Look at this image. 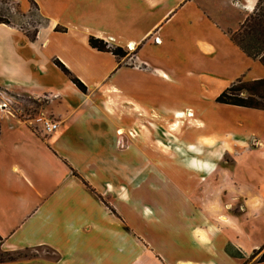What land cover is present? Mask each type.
<instances>
[{
  "label": "crops",
  "instance_id": "1",
  "mask_svg": "<svg viewBox=\"0 0 264 264\" xmlns=\"http://www.w3.org/2000/svg\"><path fill=\"white\" fill-rule=\"evenodd\" d=\"M9 1L40 21L0 23V89L58 125L0 106V249L53 255L0 264H240L264 243V111L215 102L264 78L227 33L257 0Z\"/></svg>",
  "mask_w": 264,
  "mask_h": 264
},
{
  "label": "trees",
  "instance_id": "2",
  "mask_svg": "<svg viewBox=\"0 0 264 264\" xmlns=\"http://www.w3.org/2000/svg\"><path fill=\"white\" fill-rule=\"evenodd\" d=\"M0 23L9 24L10 22L8 19L0 17ZM55 30H62V28L55 27ZM227 33L230 40L243 53L253 59H257L264 67V0H257L253 11L247 15L239 27L234 31H227ZM28 36L29 38H33L34 32L28 34ZM87 43L91 48L98 51L110 52L118 59L124 57L128 52L120 46H111L104 40L93 36L88 37ZM54 63L81 92H86L85 85L72 76L58 60L55 59ZM215 102L264 111V78L254 80L238 78L215 97ZM14 252L2 250L0 252V263L18 259V257L11 255ZM228 252L234 257H242L239 255V252H237V255L233 254L230 250ZM254 258H256V262L264 261V244L253 249L240 264H248Z\"/></svg>",
  "mask_w": 264,
  "mask_h": 264
},
{
  "label": "rangeland",
  "instance_id": "3",
  "mask_svg": "<svg viewBox=\"0 0 264 264\" xmlns=\"http://www.w3.org/2000/svg\"><path fill=\"white\" fill-rule=\"evenodd\" d=\"M0 17L6 18L10 23L12 22L13 24L20 26L21 28L26 29L28 34L33 33L35 25L40 21V18L37 15L34 7H31L27 13H21L9 0H0ZM227 30L231 31L229 29ZM45 99L46 98L42 96L33 98L25 95H17L11 91L0 89V106L4 105V107L9 108L16 115L28 119L33 124V128H40V130L44 132L46 131L43 129V127L39 123L34 122V118L39 114L48 117V115L44 112ZM238 203V201L234 203V205L230 209L231 212L235 214L240 213V207ZM229 250L232 251L235 255H237V252H239L236 248H230ZM1 251L2 250H0V252ZM34 254H40L42 256L49 257L53 256L50 251L42 248L36 250H19L11 255L21 258ZM239 255H241L240 252ZM255 259L256 258L251 261L256 262Z\"/></svg>",
  "mask_w": 264,
  "mask_h": 264
},
{
  "label": "built area",
  "instance_id": "4",
  "mask_svg": "<svg viewBox=\"0 0 264 264\" xmlns=\"http://www.w3.org/2000/svg\"><path fill=\"white\" fill-rule=\"evenodd\" d=\"M2 107H4V105ZM34 122L39 123L46 132H51V131L55 130L57 128V125H58L57 122H55V121L51 120L50 118L45 117L41 114L37 115L34 118Z\"/></svg>",
  "mask_w": 264,
  "mask_h": 264
},
{
  "label": "bare ground",
  "instance_id": "5",
  "mask_svg": "<svg viewBox=\"0 0 264 264\" xmlns=\"http://www.w3.org/2000/svg\"><path fill=\"white\" fill-rule=\"evenodd\" d=\"M179 115V114H178Z\"/></svg>",
  "mask_w": 264,
  "mask_h": 264
}]
</instances>
